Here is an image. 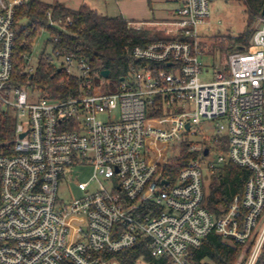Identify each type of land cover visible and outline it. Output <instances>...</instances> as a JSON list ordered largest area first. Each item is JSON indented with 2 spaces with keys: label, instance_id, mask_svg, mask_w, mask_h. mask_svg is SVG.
Listing matches in <instances>:
<instances>
[{
  "label": "built area",
  "instance_id": "1",
  "mask_svg": "<svg viewBox=\"0 0 264 264\" xmlns=\"http://www.w3.org/2000/svg\"><path fill=\"white\" fill-rule=\"evenodd\" d=\"M28 1L0 0V124L12 127L0 142V264H122L117 255L137 247L152 259L140 255L137 264H196L193 253L210 235L243 247L236 264H256L264 245V16L250 47L228 53L209 81L201 79L211 54L199 27L216 0H184L156 23L165 37L133 48L118 81L81 53L54 50L42 28L58 83L73 79L77 91L32 103V53L23 57L28 80L14 82L16 10ZM48 19L62 31L73 22ZM205 122H217L209 138ZM172 145L176 156L188 148L177 173L166 169ZM227 162L249 177L216 217L204 205L207 178ZM87 166L90 180L73 182V169ZM68 181L79 197H60Z\"/></svg>",
  "mask_w": 264,
  "mask_h": 264
},
{
  "label": "trees",
  "instance_id": "2",
  "mask_svg": "<svg viewBox=\"0 0 264 264\" xmlns=\"http://www.w3.org/2000/svg\"><path fill=\"white\" fill-rule=\"evenodd\" d=\"M244 2L249 12V23L262 16L264 0H236ZM54 20L71 18V25L65 31L49 26L48 13ZM130 21L123 17H109L99 14L88 5L79 9H72L64 3H46L43 0H29L16 10L15 23V69L14 81L21 86L28 80V76H22L25 67L23 57L32 52V47L41 29L47 28L52 38L48 43L54 50L62 53L73 51L83 54L91 64L100 70H109L113 81H118L125 76L130 62H132V49L136 46H147L162 39L161 35H150L146 30H140L130 26ZM253 31H246L240 36H226L223 41L219 38L212 39V47L218 48L221 54H228L236 47L249 48ZM57 37V41L54 38ZM203 43V47H204ZM47 56L42 53L38 69L33 78V85L44 95L50 97L67 96L77 91V83L72 79L65 85L58 83V78L52 65L48 63ZM12 128L6 123L0 124V142L4 141ZM187 147L183 145L179 156H172L168 172L177 173L184 167L187 155ZM249 177V172L230 162L210 168L206 185L205 207L216 217L224 215L233 199L242 194ZM243 247L228 241H224L217 235H210L200 249L194 251L193 259L196 264H203L206 260L214 264H236ZM140 255L146 260L152 261L150 256L143 252L142 247L123 252L117 255L122 264H137ZM246 259V258H245ZM241 264H245L246 260ZM208 264V262L204 263ZM256 264H264V245Z\"/></svg>",
  "mask_w": 264,
  "mask_h": 264
},
{
  "label": "rangeland",
  "instance_id": "3",
  "mask_svg": "<svg viewBox=\"0 0 264 264\" xmlns=\"http://www.w3.org/2000/svg\"><path fill=\"white\" fill-rule=\"evenodd\" d=\"M46 3L61 2L72 9H78L83 5H88L98 13L110 17H123L130 21L142 30L153 35L155 31L161 32L166 27L162 23L168 21L171 13L180 8L184 0H43ZM259 18L249 23V12L246 4L236 0H216L211 5L209 21L206 25L199 27V34L204 43L206 55L203 57L204 74L201 79L203 81L213 80L214 71H218L222 67V59L227 57V54H221L218 48L212 47V39L219 38L223 41L226 36H240L246 31H255L259 26ZM169 28V27H168ZM156 34V33H155ZM49 39V34L42 33L35 40L32 47V58L30 66L37 68L40 62L45 42ZM49 51V49H48ZM43 94L42 91H36L32 97V103H38L39 98ZM97 120L107 121L108 114H97ZM217 122H205L201 127L206 131L207 138L213 133V128ZM193 145L199 144L198 138H191ZM175 148L174 152L172 148ZM177 145H172L169 154L177 155ZM159 152H163V148H159ZM173 152V153H172ZM172 158V157H171ZM213 156H211V159ZM93 173V168L90 166L75 168L72 171V181L87 182L90 180ZM73 182H64L60 187V197L65 200H71L81 195L76 190ZM240 258V256H239Z\"/></svg>",
  "mask_w": 264,
  "mask_h": 264
},
{
  "label": "water",
  "instance_id": "4",
  "mask_svg": "<svg viewBox=\"0 0 264 264\" xmlns=\"http://www.w3.org/2000/svg\"><path fill=\"white\" fill-rule=\"evenodd\" d=\"M262 16H264V9H263V12H262ZM102 75L105 77V78H108L109 75H110V71L109 70H103L102 71ZM209 153V150H205V155H208Z\"/></svg>",
  "mask_w": 264,
  "mask_h": 264
},
{
  "label": "crops",
  "instance_id": "5",
  "mask_svg": "<svg viewBox=\"0 0 264 264\" xmlns=\"http://www.w3.org/2000/svg\"><path fill=\"white\" fill-rule=\"evenodd\" d=\"M79 9V8H78ZM100 14V13H99ZM101 15H103V14H101ZM105 16H107V15H105ZM110 17V16H109ZM140 29V28H139ZM140 30H142V29H140ZM146 31H149V30H146ZM158 31V30H157ZM157 31H155L154 32V34L156 33V34H159V35H161V37L162 38H164L165 36H164V33L161 31V32H157Z\"/></svg>",
  "mask_w": 264,
  "mask_h": 264
}]
</instances>
